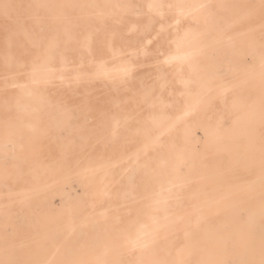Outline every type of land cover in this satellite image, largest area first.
I'll use <instances>...</instances> for the list:
<instances>
[{
  "label": "rangeland",
  "instance_id": "obj_1",
  "mask_svg": "<svg viewBox=\"0 0 264 264\" xmlns=\"http://www.w3.org/2000/svg\"><path fill=\"white\" fill-rule=\"evenodd\" d=\"M262 63L264 0H0V264H214L264 212Z\"/></svg>",
  "mask_w": 264,
  "mask_h": 264
},
{
  "label": "bare ground",
  "instance_id": "obj_2",
  "mask_svg": "<svg viewBox=\"0 0 264 264\" xmlns=\"http://www.w3.org/2000/svg\"><path fill=\"white\" fill-rule=\"evenodd\" d=\"M67 2V1H66ZM64 1V3H66ZM147 2V1H145ZM61 3V2H60ZM205 4V3H204ZM203 4V5H204ZM94 5V4H93ZM149 5V3H148ZM147 5V6H148ZM95 6V5H94ZM69 7V5H68ZM74 7V6H72ZM151 8V7H149ZM148 10V9H147ZM182 10V9H181ZM180 13V11H179ZM16 14V13H15ZM181 14V13H180ZM86 15V14H85ZM84 16V15H83ZM98 16V15H97ZM247 17V16H245ZM238 21V20H237ZM249 30H252V28H249ZM214 34V33H213ZM91 36V35H90ZM210 37V35H209ZM214 39V38H213ZM212 40V39H211ZM242 41V39L240 40ZM254 41V40H253ZM181 43V42H180ZM86 45V44H85ZM207 45V44H206ZM7 46V45H6ZM8 47V46H7ZM201 49V48H200ZM199 50V49H198ZM197 51V50H196ZM57 52V51H53ZM59 52H57L58 54ZM56 54V55H57ZM60 54V53H59ZM188 55V54H187ZM52 56V55H51ZM55 56V54H54ZM191 57V56H190ZM205 57V56H204ZM181 58H184V53H178L175 55H172L170 57L171 60H179ZM208 58V57H207ZM210 58V57H209ZM235 58V57H234ZM185 59V58H184ZM232 59V58H231ZM241 60V59H240ZM166 61V60H165ZM226 61V60H225ZM170 62V61H169ZM178 62V61H177ZM101 64V63H100ZM156 64V63H155ZM264 64V63H262ZM102 65V64H101ZM48 69H51V67H47ZM109 70V69H108ZM158 70V69H157ZM201 70V69H200ZM100 71L105 72L106 75H108V71L104 68H102ZM205 71V70H203ZM221 71V70H220ZM37 72V70H36ZM120 72L123 74H126L128 72V67L123 66L120 68ZM99 73V72H98ZM101 73V72H100ZM197 73V72H196ZM114 79V78H113ZM168 80V79H167ZM146 82V81H145ZM158 96V95H157ZM194 106V105H192ZM196 107V106H195ZM193 108H188L185 112L189 113L192 111ZM132 118V117H131ZM217 118V117H215ZM173 125L171 124L168 126L166 131H169ZM163 134V133H162ZM18 137V136H17ZM19 138V137H18ZM9 139V138H8ZM12 140V139H11ZM154 140V139H153ZM238 140V139H236ZM8 141V140H7ZM16 141V139L14 140ZM18 141V139H17ZM13 142V140H12ZM11 143V142H10ZM19 143V142H18ZM12 144V143H11ZM17 147H20L19 144H17ZM23 146V145H22ZM14 147V146H13ZM9 148V147H8ZM12 148V147H11ZM10 149V148H9ZM140 150V149H139ZM138 150V151H139ZM230 150V149H229ZM228 150V151H229ZM179 151V150H178ZM227 151V150H226ZM177 152V151H176ZM262 172L261 175L258 176L255 185H252L250 188L247 187L245 190H248V193H250L251 198L257 197L256 195L261 193L264 195V156L262 157ZM93 164V163H92ZM116 164V163H115ZM114 164V165H115ZM166 164V163H165ZM102 169V167H100ZM134 168V167H133ZM104 170V169H103ZM33 171V170H32ZM30 173V172H29ZM80 176V175H79ZM80 178H83L81 175ZM1 180V179H0ZM110 179L104 180L103 183V189L101 191L105 192L104 186H108L110 184ZM253 182V181H252ZM179 182L170 183V187L178 184ZM80 184V183H79ZM5 185V184H4ZM78 185V183H77ZM81 185V184H80ZM6 186V185H5ZM79 186V185H78ZM85 188V187H84ZM83 188V189H84ZM107 188V187H106ZM217 189V188H216ZM215 189V190H216ZM82 190V188H81ZM75 192V191H74ZM97 192V191H96ZM100 192V191H98ZM161 192V191H160ZM258 192V193H257ZM118 197V196H116ZM66 198V197H65ZM77 198V197H76ZM67 200V199H66ZM89 204V203H88ZM91 205V204H90ZM215 205V202H210L206 205L207 208H212ZM232 205V204H231ZM239 205V204H238ZM233 206V205H232ZM246 210V209H245ZM242 211V210H241ZM248 215L252 219H248L249 221L246 222V225L241 226V229L237 230V227L235 230H232V237L229 236L230 234L222 235L221 237H216V244L215 248L209 252H207V255L210 259H214V264H234L236 260L240 261V264H264V212L263 211H247ZM156 217V215H154ZM152 216L151 221H155V217ZM84 221V219H83ZM82 221V222H83ZM99 221V220H98ZM155 228H151L148 225H146L143 229H140V232L137 236H135L132 239L133 245H138L139 239L144 236L148 235V240L152 241L155 240L158 236V233L154 230ZM234 231V232H233ZM210 232V231H209ZM212 232V231H211ZM211 234V233H210ZM211 236V235H210ZM238 239V242L240 244L236 245L233 240V238ZM207 238V237H206ZM209 239V237H208ZM207 239V240H208ZM30 246V245H29ZM21 247V246H20ZM203 247V246H202ZM176 251V250H175ZM177 253V252H176ZM231 260V261H230ZM32 263V261L30 262ZM211 263V262H210Z\"/></svg>",
  "mask_w": 264,
  "mask_h": 264
}]
</instances>
